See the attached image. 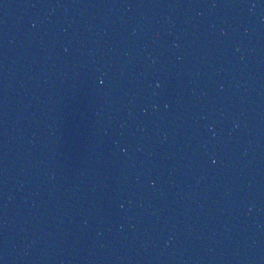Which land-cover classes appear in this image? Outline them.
I'll return each mask as SVG.
<instances>
[{"label": "water", "instance_id": "1", "mask_svg": "<svg viewBox=\"0 0 264 264\" xmlns=\"http://www.w3.org/2000/svg\"><path fill=\"white\" fill-rule=\"evenodd\" d=\"M0 264H264V0H98L0 154Z\"/></svg>", "mask_w": 264, "mask_h": 264}]
</instances>
